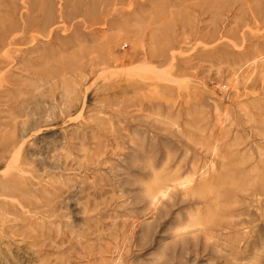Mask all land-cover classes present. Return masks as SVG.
<instances>
[{
    "label": "rangeland",
    "instance_id": "374dc122",
    "mask_svg": "<svg viewBox=\"0 0 264 264\" xmlns=\"http://www.w3.org/2000/svg\"><path fill=\"white\" fill-rule=\"evenodd\" d=\"M0 264H264V0H0Z\"/></svg>",
    "mask_w": 264,
    "mask_h": 264
}]
</instances>
